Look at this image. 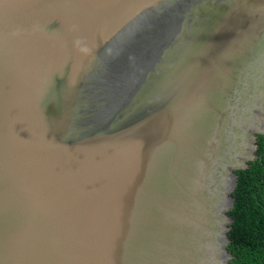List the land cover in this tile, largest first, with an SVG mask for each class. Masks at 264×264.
<instances>
[{
  "label": "water",
  "instance_id": "1",
  "mask_svg": "<svg viewBox=\"0 0 264 264\" xmlns=\"http://www.w3.org/2000/svg\"><path fill=\"white\" fill-rule=\"evenodd\" d=\"M264 135V0H0V264H231Z\"/></svg>",
  "mask_w": 264,
  "mask_h": 264
},
{
  "label": "trees",
  "instance_id": "2",
  "mask_svg": "<svg viewBox=\"0 0 264 264\" xmlns=\"http://www.w3.org/2000/svg\"><path fill=\"white\" fill-rule=\"evenodd\" d=\"M255 155L246 169L235 171L227 233L231 264H264V135H257Z\"/></svg>",
  "mask_w": 264,
  "mask_h": 264
}]
</instances>
